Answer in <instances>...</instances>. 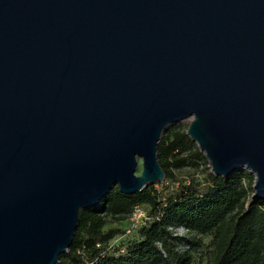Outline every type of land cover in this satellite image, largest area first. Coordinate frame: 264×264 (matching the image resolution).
I'll use <instances>...</instances> for the list:
<instances>
[{"label":"water","instance_id":"water-1","mask_svg":"<svg viewBox=\"0 0 264 264\" xmlns=\"http://www.w3.org/2000/svg\"><path fill=\"white\" fill-rule=\"evenodd\" d=\"M185 121L264 201V0H0V264H57L82 211L164 183Z\"/></svg>","mask_w":264,"mask_h":264},{"label":"trees","instance_id":"trees-1","mask_svg":"<svg viewBox=\"0 0 264 264\" xmlns=\"http://www.w3.org/2000/svg\"><path fill=\"white\" fill-rule=\"evenodd\" d=\"M188 129L183 122L168 127L158 147L166 173L161 186L170 183L177 189L163 200L154 185L131 196L116 186L99 208L80 213L73 245L57 264H196L202 250H208V264H264V201L252 198L254 176L240 170L226 180L210 173L205 192L179 180L175 172L209 164ZM136 206L144 207L152 220L138 229L139 240L125 244L123 253L121 246L109 252V243L123 232H106L105 227L109 221L129 223ZM178 227L188 233L176 237L170 228Z\"/></svg>","mask_w":264,"mask_h":264},{"label":"rangeland","instance_id":"rangeland-1","mask_svg":"<svg viewBox=\"0 0 264 264\" xmlns=\"http://www.w3.org/2000/svg\"><path fill=\"white\" fill-rule=\"evenodd\" d=\"M186 126H190V121L183 122ZM138 174H141V166L137 170ZM212 173V169H210L209 164L205 166L202 162L200 163L197 169H184L183 171L175 172V175L178 177L179 180L186 181L187 184L195 185L201 192H205L208 187L210 186L209 174ZM155 189L163 195L162 199L165 200L167 196L173 193L174 189H177V186H174L170 183L162 185L155 184ZM254 188V186H253ZM255 192V191H254ZM253 198V197H252ZM147 211V210H146ZM120 230L123 232V235L120 236L118 243L115 244V247L121 246L122 250L125 251V244L131 245L133 242L138 241L140 238V234L138 229H134L131 233H128L130 229V224L127 222L121 223H113L109 221V224L105 227V231L108 230ZM211 238L204 239V244L209 245ZM208 250H202L197 253V262L196 264H208Z\"/></svg>","mask_w":264,"mask_h":264},{"label":"built area","instance_id":"built-area-1","mask_svg":"<svg viewBox=\"0 0 264 264\" xmlns=\"http://www.w3.org/2000/svg\"><path fill=\"white\" fill-rule=\"evenodd\" d=\"M130 217V229L128 230V233H131V231L134 229H139L140 227L147 225L148 222L152 220V218L148 215V211H146V209L142 206L134 207ZM170 230L173 231L176 237L178 235L184 236L188 233V231H186L183 227H178V229L170 228ZM119 239L120 237H117V239L109 243L107 247L109 252H114L117 249V247H115V244L118 243ZM120 252L123 253L124 251L120 250Z\"/></svg>","mask_w":264,"mask_h":264}]
</instances>
